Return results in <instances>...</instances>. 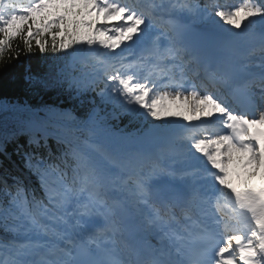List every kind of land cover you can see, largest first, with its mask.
Listing matches in <instances>:
<instances>
[{"label": "snow or ice", "instance_id": "snow-or-ice-1", "mask_svg": "<svg viewBox=\"0 0 264 264\" xmlns=\"http://www.w3.org/2000/svg\"><path fill=\"white\" fill-rule=\"evenodd\" d=\"M16 40L71 106H0L24 114L0 136V264H264V0H0V60ZM132 217L147 258L116 246Z\"/></svg>", "mask_w": 264, "mask_h": 264}, {"label": "trees", "instance_id": "trees-1", "mask_svg": "<svg viewBox=\"0 0 264 264\" xmlns=\"http://www.w3.org/2000/svg\"><path fill=\"white\" fill-rule=\"evenodd\" d=\"M24 46L22 41H13V51L6 52L3 60H0V106L3 105H29L32 108L40 107L44 104H54L60 107H70L71 104L67 100V96L57 90L56 88L43 90L33 86L26 76L31 73H43L48 70L50 64H53L51 59V53L42 55L38 49L35 48L33 53L25 54L23 50ZM20 49L19 58H15V50ZM111 110V106H108ZM81 110L77 111V115H80ZM24 114L17 113L11 110H0V136L6 132L15 131L18 127L19 119ZM119 122L115 119V124H125L129 128H138L139 125L135 122H130L131 117L127 115H120ZM27 136L20 135L18 142L26 144ZM15 147V142L9 145V151L12 152ZM3 160V157H0ZM15 162V166L13 164ZM3 167L8 168L15 174H20V168L26 173L27 170L23 168V162L21 159L13 155L11 161H4ZM3 168H0V174H2ZM30 176L31 174L28 173ZM35 178V177H32ZM3 235L0 230V236Z\"/></svg>", "mask_w": 264, "mask_h": 264}, {"label": "rangeland", "instance_id": "rangeland-1", "mask_svg": "<svg viewBox=\"0 0 264 264\" xmlns=\"http://www.w3.org/2000/svg\"><path fill=\"white\" fill-rule=\"evenodd\" d=\"M230 2H233V0H230ZM218 19V18H217Z\"/></svg>", "mask_w": 264, "mask_h": 264}]
</instances>
